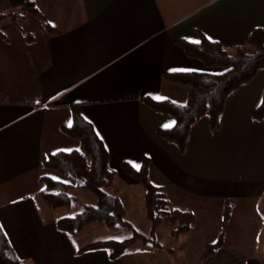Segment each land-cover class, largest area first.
<instances>
[{
    "label": "crops",
    "instance_id": "1",
    "mask_svg": "<svg viewBox=\"0 0 264 264\" xmlns=\"http://www.w3.org/2000/svg\"><path fill=\"white\" fill-rule=\"evenodd\" d=\"M25 1L0 0V15L19 10ZM32 1L38 14L23 20L33 25L35 38L23 37L7 20L0 28V227L23 264L123 261L109 260L104 251L77 254L86 245L75 247L76 236L56 229L59 210H49L38 195L40 179L48 177L44 159L76 148L63 132L72 123L71 107L103 143L115 175L111 195L120 198L125 213L127 197L117 188L140 199L141 186L120 164L138 170L144 158L150 183L165 191L174 208L190 211L194 227L198 217L206 220L201 213L221 215L225 202L247 207L264 193V168L256 167L264 123L251 118L261 104L264 76L261 85L254 82L229 95L215 129L201 119L183 151L158 135L173 128V119L143 102L185 104L188 88L168 82L165 74L221 70L187 58L176 42L206 39L229 51L241 48L252 30L264 29V0ZM244 174L248 178L240 179ZM206 246L199 248L198 264ZM223 246L205 264L253 263L251 255L236 260L231 254L239 251Z\"/></svg>",
    "mask_w": 264,
    "mask_h": 264
},
{
    "label": "trees",
    "instance_id": "2",
    "mask_svg": "<svg viewBox=\"0 0 264 264\" xmlns=\"http://www.w3.org/2000/svg\"><path fill=\"white\" fill-rule=\"evenodd\" d=\"M32 0H26L20 9L7 15H0L1 20L15 21L14 15H37ZM48 29L47 25H43ZM27 37L26 35L24 36ZM176 44L187 58L195 59L207 69H220L219 73H184L165 74V79L175 85L188 88L185 104L178 105L170 101L143 100L152 111L169 116L174 121L173 128L160 130L159 137L183 151L190 130L203 118L210 121L211 128L218 126L225 102L229 95L248 85L259 72H264V29L252 30L241 48L226 50L220 44L201 39L198 43L177 41ZM72 123L63 128L64 134L76 141L80 149L70 152H57L48 155L42 166L68 179L64 183L42 177V189L38 193L51 211L69 208L74 204V189L87 191L94 199L95 205H86L76 215L57 220L56 229L68 236H76L93 223L103 224L108 229L125 230L131 237L125 241H104L94 243L77 251L81 254L88 251H104L111 261L121 257L129 247L136 243L162 247L153 243L152 237L162 224L170 228L172 237L188 233L194 225V217L188 210L174 208L167 200L162 188L153 186L148 178V161L142 159L138 170L121 163L123 173L135 181L144 191L145 218L150 226V238L141 235L126 220L121 200L107 192L115 185V175L108 167V155L103 143L98 139L92 126L78 114L76 107H71ZM255 122L264 123V91L260 106L252 113ZM231 206L224 203L221 214V232L217 241L205 247L204 262L221 250L224 230L228 224ZM169 254L173 250L166 249ZM0 264H23L16 256L0 227Z\"/></svg>",
    "mask_w": 264,
    "mask_h": 264
},
{
    "label": "rangeland",
    "instance_id": "3",
    "mask_svg": "<svg viewBox=\"0 0 264 264\" xmlns=\"http://www.w3.org/2000/svg\"><path fill=\"white\" fill-rule=\"evenodd\" d=\"M16 11H18V9L15 10V12ZM14 18L15 21L7 20L4 21V23H12L13 28L23 32V37L24 34H29L32 36V38L36 37V32L33 28V25H27V22H24V20H27L28 15H22L20 17L18 15H14ZM1 23L2 20L0 22V28L3 24ZM263 76L264 73L259 72L249 84L255 82L252 86L261 85L263 82ZM73 142V144L76 146L74 149H80L79 144L76 141ZM256 155V167L258 169H263L264 149L258 150ZM235 164H233V166ZM44 175L50 177L51 179H53L52 177H57L58 179H54L56 181L71 183L68 179L53 171L46 170V174ZM248 176L249 174H244L239 178L246 179ZM119 186L122 185L120 184ZM139 190L140 199L138 196H136L138 194L135 195L131 193L130 190L118 187L116 191L126 194L125 196L127 198L124 202L127 213L126 220L133 226L135 231L146 238H150V226L145 218L144 191L141 187ZM107 192L111 194L115 191L111 189L107 190ZM72 195L75 198L74 204L69 208L59 210L56 213L59 218L72 217L78 214L84 206L95 205V199L87 191L82 189H74L72 191ZM232 204L230 203V212H232V210H234V212L232 217L229 215L228 224L224 230L223 249H233L239 251L237 254H231V256L235 259L236 255H251V259L253 261L252 264H264V193L259 197L256 196L251 199L247 207L242 208L237 202H235L236 206ZM201 215H204L205 218L207 217L206 220L202 217H198L199 219L197 220V226H193L188 233H185L180 237H172L170 235V228L164 223H162L156 229L155 234L152 237L153 243L159 244L162 249L173 250V254L170 255L159 251L156 247L150 249L148 245L136 243L129 247L127 251L118 259L123 260L121 264H198L197 254L199 248L206 244L212 245V243L216 242V238L221 232V225H218V227L214 228V225L217 222L214 219L220 215L219 213L216 214V216L215 212L211 214L201 213ZM208 218H210V220ZM219 218V221H221V215ZM215 233L216 238H213ZM113 237L118 239H114ZM130 237L131 234L125 230L108 229L103 224L93 223L83 229L80 234L76 235L75 239L73 240V245L78 248L109 240L118 242L125 241ZM238 259L241 260L240 256ZM201 264H205V262L203 261Z\"/></svg>",
    "mask_w": 264,
    "mask_h": 264
},
{
    "label": "snow or ice",
    "instance_id": "4",
    "mask_svg": "<svg viewBox=\"0 0 264 264\" xmlns=\"http://www.w3.org/2000/svg\"><path fill=\"white\" fill-rule=\"evenodd\" d=\"M209 39H211V37H209ZM180 71H196L194 69H180ZM85 119H87V117H85ZM67 151H71L70 149H68ZM77 151H79V149H77ZM53 179H58L57 177H52ZM67 182V181H65ZM114 239H118L116 237H113Z\"/></svg>",
    "mask_w": 264,
    "mask_h": 264
},
{
    "label": "water",
    "instance_id": "5",
    "mask_svg": "<svg viewBox=\"0 0 264 264\" xmlns=\"http://www.w3.org/2000/svg\"><path fill=\"white\" fill-rule=\"evenodd\" d=\"M149 246H151V245H149Z\"/></svg>",
    "mask_w": 264,
    "mask_h": 264
}]
</instances>
